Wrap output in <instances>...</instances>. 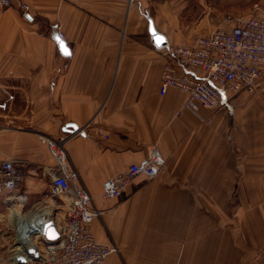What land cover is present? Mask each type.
Segmentation results:
<instances>
[{"label": "crops", "instance_id": "crops-1", "mask_svg": "<svg viewBox=\"0 0 264 264\" xmlns=\"http://www.w3.org/2000/svg\"><path fill=\"white\" fill-rule=\"evenodd\" d=\"M22 1L27 17L0 6V161L27 163L18 190L45 197L54 160L41 136L65 139L101 210L91 231L118 247L105 264H264V92L223 91L198 114L185 91L161 93L167 63L189 70L154 44L148 18L167 44L192 45L257 0ZM154 145L160 174L104 198L103 182ZM56 219L66 231L65 212Z\"/></svg>", "mask_w": 264, "mask_h": 264}, {"label": "built area", "instance_id": "built-area-1", "mask_svg": "<svg viewBox=\"0 0 264 264\" xmlns=\"http://www.w3.org/2000/svg\"><path fill=\"white\" fill-rule=\"evenodd\" d=\"M14 5L19 7L23 17L29 15L30 7L22 0H0L1 7ZM60 35L63 37L62 33ZM163 48L189 71L179 72L167 63L161 77V93H166L170 87L185 91L188 95L185 108L197 114L203 108L220 109L223 91L264 92V0L255 1L248 15L227 13L223 23L210 33L197 35L192 45L166 44ZM41 139L54 160L50 167L49 191L35 203L34 208L38 205L35 212L29 211L30 217L21 215L25 224L22 227L18 224L13 253L8 259H1L0 264H105L109 255L118 252V247L114 243L97 241L91 231V222L100 217L101 210L96 207L79 171L71 165L65 139L51 136H41ZM165 164V157L154 145L146 160L133 163L126 171L106 179L102 184V196L106 199L120 196L134 178L140 175L156 177ZM26 166L27 163L14 157L0 161V189L9 192L5 201L16 200L22 208L30 200L27 193L18 190L20 168ZM30 171L36 173L37 168L31 167ZM60 210L67 217L66 231L56 219ZM51 218L60 232L55 243H48L44 237V223ZM25 230L30 234L28 241ZM23 232L25 238L21 235ZM27 243L38 248V257L27 252ZM20 256L25 258L24 262L18 261Z\"/></svg>", "mask_w": 264, "mask_h": 264}, {"label": "rangeland", "instance_id": "rangeland-1", "mask_svg": "<svg viewBox=\"0 0 264 264\" xmlns=\"http://www.w3.org/2000/svg\"><path fill=\"white\" fill-rule=\"evenodd\" d=\"M235 13H238V11H235ZM241 14L244 15L243 12ZM8 195L9 192H2L0 195V257H3V259H8L13 253V243L16 239L18 227L17 224L20 223L21 219H24V217L21 218V215L24 213L27 214L26 216L28 217L30 214L29 211L32 210L34 213L35 209L38 208V205L34 208V205L37 202L35 201L36 199H30L26 206L22 208L18 205L16 200L5 201V197ZM9 205H12L11 210H9ZM64 233L65 232H63V235Z\"/></svg>", "mask_w": 264, "mask_h": 264}, {"label": "water", "instance_id": "water-1", "mask_svg": "<svg viewBox=\"0 0 264 264\" xmlns=\"http://www.w3.org/2000/svg\"><path fill=\"white\" fill-rule=\"evenodd\" d=\"M149 18V31L152 35V39L154 41V44L158 47V48H162L164 45H166L167 39L165 37V35L159 33L157 31V29L154 26L153 23V19L148 16ZM54 39L57 41L58 46L60 48V50L62 51L63 54L65 55H69L70 54V48L67 44V42L60 37L59 33H55L54 34ZM69 125H73V124H68ZM76 127V125H74ZM78 129V128H76ZM44 237L46 238V241L48 243H55L57 241V239L60 237V232L57 229V224L55 222L54 219H47L44 223ZM25 248L27 250V252L34 256V257H38L39 256V251L38 248L32 244V243H27L25 244ZM25 258L23 256H20L18 258L19 262H24Z\"/></svg>", "mask_w": 264, "mask_h": 264}, {"label": "bare ground", "instance_id": "bare-ground-1", "mask_svg": "<svg viewBox=\"0 0 264 264\" xmlns=\"http://www.w3.org/2000/svg\"><path fill=\"white\" fill-rule=\"evenodd\" d=\"M22 214V213H21ZM18 216V215H17ZM23 220L21 219L20 220V226L22 227L23 226V224H25V222L23 221ZM18 222V221H17ZM18 225V224H17ZM21 235H23V237L25 238V236H26V238H27V241L28 240H30V234H29V232L27 231V230H25V236H24V232L21 234Z\"/></svg>", "mask_w": 264, "mask_h": 264}]
</instances>
